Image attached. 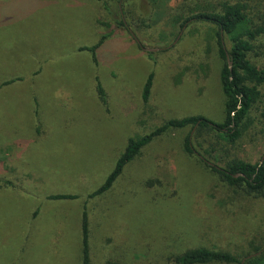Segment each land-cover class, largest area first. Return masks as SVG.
Returning <instances> with one entry per match:
<instances>
[{"label": "rangeland", "instance_id": "1", "mask_svg": "<svg viewBox=\"0 0 264 264\" xmlns=\"http://www.w3.org/2000/svg\"><path fill=\"white\" fill-rule=\"evenodd\" d=\"M188 1L0 0V176L16 185L0 188V264H79L83 203L129 137L150 132L169 114L223 121L216 27L181 25L182 10L194 8ZM118 18L129 30L114 28ZM112 29L95 63L84 48ZM250 58L264 65V44L256 42ZM259 119L225 154L202 151V143L216 142L204 129L195 148L221 166L233 159L255 164L264 154ZM190 128L153 138L110 192L87 201L91 264L116 255L117 264H169L168 253L190 245L241 255L259 243H249L253 235L264 238V196L228 187L184 153ZM151 177L162 182L152 186L157 196L167 192L170 199L143 190ZM58 193L77 197L47 198Z\"/></svg>", "mask_w": 264, "mask_h": 264}, {"label": "trees", "instance_id": "2", "mask_svg": "<svg viewBox=\"0 0 264 264\" xmlns=\"http://www.w3.org/2000/svg\"><path fill=\"white\" fill-rule=\"evenodd\" d=\"M199 2H202L203 5H199ZM188 3L193 4L194 8L181 9L182 12L180 10L181 25L192 21H200L213 24L216 27L217 55L222 60L219 69V82L224 96V119L222 122L217 123L201 115L171 117L142 136L129 137L125 149L118 156L112 171L100 186L87 195V199L83 203L80 224L81 252L79 264H91L92 259L93 248L89 243L91 228L86 208L87 201L98 199L110 192L124 166L139 157L143 148L153 138L172 130L191 126L182 139L181 145L184 153L195 155L201 164L228 187L239 188L251 197L264 196V159H260L255 164L233 159L226 162V166H221L208 160L204 154H201L195 148V143L201 146L200 142H196L198 130L204 129L213 134L216 142H210L207 147L203 146L202 143L201 146L205 154L213 156L217 150L225 154V151L232 149L244 131L251 125H255V120L258 117H260V124L264 125V65H257L250 58L255 43L261 42L262 45L264 44V0H189ZM181 8L185 7L182 6ZM113 22L114 28L123 27L129 30L127 23L122 18L114 19ZM102 24L106 25V22L102 21ZM110 25L112 24L108 23V26ZM113 31L112 29L108 34H102L97 43L84 48L91 52L94 62H97L96 49L106 38L112 35ZM138 45L141 47L139 42ZM152 83L153 72L148 75L143 87L142 99L144 101H147L150 96ZM97 89L104 98L105 93L98 79ZM103 101L105 103V98ZM195 127L197 128L193 132ZM214 143H219V146L222 147H218ZM142 184L143 190L150 192L151 197L156 194V199H170L167 192L160 194L159 197L157 196L159 194L157 187H162L159 178H148V181H143ZM154 184H156V188L152 187ZM14 186L16 185L11 180L0 176V188H14ZM76 197L74 194L66 193L47 195V198L52 200L74 199ZM255 241L259 243L255 244ZM188 243H191L190 239ZM249 243L255 244L252 246L253 250L241 255L206 245H190L181 251L175 249V251L168 253L166 260L169 264H242V260L245 258L243 264H264V238H257L253 235L249 239ZM174 244L175 247H178L176 242ZM256 252L259 253L246 258ZM103 254L109 256L106 252ZM117 257V255L112 256L103 264H117L115 263L119 259Z\"/></svg>", "mask_w": 264, "mask_h": 264}, {"label": "crops", "instance_id": "3", "mask_svg": "<svg viewBox=\"0 0 264 264\" xmlns=\"http://www.w3.org/2000/svg\"><path fill=\"white\" fill-rule=\"evenodd\" d=\"M114 35V34H113ZM112 36V35H111ZM110 37V36H109ZM107 39V38H106ZM105 39V40H106ZM101 46V45H100ZM98 49V48H97ZM97 62H98V60H97ZM97 62H95V63H97ZM96 82H97V79H96ZM152 86H153V83H152ZM96 88H97V84H96ZM96 88H95V90H96ZM151 90H152V87H151ZM98 91V89L96 90V92ZM104 91V90H103ZM99 95H100V93L99 92H97ZM105 93V92H104ZM106 94V93H105ZM150 94H151V92H150ZM101 96V95H100ZM105 99H106V95H105ZM101 102H102V100H101ZM103 103V102H102ZM168 115V114H167ZM170 117H174L173 115H171V114H169V117H167V118H170ZM131 137H133V136H131ZM83 210V209H82ZM81 213H82V211H81Z\"/></svg>", "mask_w": 264, "mask_h": 264}, {"label": "water", "instance_id": "4", "mask_svg": "<svg viewBox=\"0 0 264 264\" xmlns=\"http://www.w3.org/2000/svg\"><path fill=\"white\" fill-rule=\"evenodd\" d=\"M147 50H153V49H149V48H146ZM231 62L229 61V64H230ZM264 159V154H263V156H262V158H261V160H263ZM259 252H256V253H253V254H250V255H248L246 258H248V257H251V256H253V255H256V254H258ZM244 260H245V258L242 260V264L244 263Z\"/></svg>", "mask_w": 264, "mask_h": 264}]
</instances>
